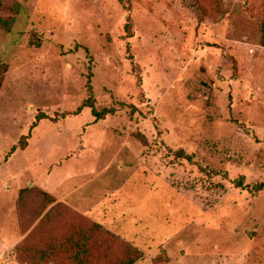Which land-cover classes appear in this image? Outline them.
I'll return each instance as SVG.
<instances>
[{"label":"rangeland","instance_id":"374dc122","mask_svg":"<svg viewBox=\"0 0 264 264\" xmlns=\"http://www.w3.org/2000/svg\"><path fill=\"white\" fill-rule=\"evenodd\" d=\"M0 63V264H264V0H0Z\"/></svg>","mask_w":264,"mask_h":264},{"label":"trees","instance_id":"16d2710c","mask_svg":"<svg viewBox=\"0 0 264 264\" xmlns=\"http://www.w3.org/2000/svg\"><path fill=\"white\" fill-rule=\"evenodd\" d=\"M7 72V68L2 65L0 63V80H1V77ZM1 82V81H0ZM86 107H89L91 108V106H86ZM92 114H93V117L95 119H100L99 118V115L98 113H96L95 111L92 110ZM35 127V125H34ZM180 155V157H182L183 159H187V160H190L191 157L188 156V155H185L183 153V151H179L178 153ZM242 179H240L237 183H236V187L237 188H242ZM253 190H255L256 192H259V191H262L264 190V184H261V185H258L256 186ZM92 227L94 229H98V227L96 225H92ZM122 248V259L120 261H118L117 263L115 264H134L137 260H138V254L136 251H134L133 249L129 248V247H121Z\"/></svg>","mask_w":264,"mask_h":264}]
</instances>
